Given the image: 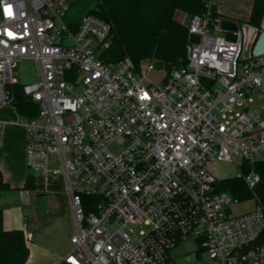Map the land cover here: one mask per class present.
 Listing matches in <instances>:
<instances>
[{
  "label": "built area",
  "instance_id": "obj_1",
  "mask_svg": "<svg viewBox=\"0 0 264 264\" xmlns=\"http://www.w3.org/2000/svg\"><path fill=\"white\" fill-rule=\"evenodd\" d=\"M67 7L0 0V106L13 107L16 86L37 105L23 123L24 165L63 187L73 232L62 261L166 264L193 239L214 264H264L260 178L242 170L264 156V52H252L255 35L247 26L216 35L209 9L187 17L199 41L154 87L147 74L157 61L104 63L110 23L88 14L71 31ZM23 59L36 62L35 82L13 77ZM253 91L260 110L250 106ZM215 162L238 168L255 207L230 215L240 200L218 190Z\"/></svg>",
  "mask_w": 264,
  "mask_h": 264
},
{
  "label": "trees",
  "instance_id": "obj_2",
  "mask_svg": "<svg viewBox=\"0 0 264 264\" xmlns=\"http://www.w3.org/2000/svg\"><path fill=\"white\" fill-rule=\"evenodd\" d=\"M208 9L212 19H217L218 14L211 0H70L64 21L71 31H75L81 19L88 14L110 23V44L101 55L104 63H115L129 57L138 66L140 62L152 59L162 62L165 69L169 70L186 63L188 30L175 20V16L200 15ZM262 19L264 0H253L247 23L259 28ZM227 36L231 37L229 33ZM13 95L12 104L17 115L24 119L36 116L37 105L22 94L19 86L13 88ZM250 169L259 175L254 195L257 203L264 207V157L252 163L244 162L243 172ZM217 187L219 191L229 192L240 201L252 197L241 178L218 180ZM8 189L0 172V192ZM258 243L264 245V233ZM201 252L202 248L199 249ZM28 256L23 231L4 230L3 212L0 209V264H25Z\"/></svg>",
  "mask_w": 264,
  "mask_h": 264
},
{
  "label": "crops",
  "instance_id": "obj_3",
  "mask_svg": "<svg viewBox=\"0 0 264 264\" xmlns=\"http://www.w3.org/2000/svg\"><path fill=\"white\" fill-rule=\"evenodd\" d=\"M221 3L222 0H211L218 14L217 19L223 16L230 21L243 22L242 26H247L255 35V44L259 35L264 33V19L259 28L247 23L253 0H236L235 8L231 10L223 7ZM252 98L253 102L250 106L260 110L256 91L252 92ZM10 114L11 110L8 107L0 106V172L9 186L8 190L0 192L3 229L23 231L29 250L25 264H65L62 259L70 248L71 232V214L66 196L64 194L60 196L63 206L60 210L42 212L29 209L30 215H28L29 211L26 212V208L10 207L6 201L9 198V190L27 186L32 182L31 175L24 167L25 129L23 124L22 128H14L9 121ZM66 208L68 213L64 212Z\"/></svg>",
  "mask_w": 264,
  "mask_h": 264
},
{
  "label": "rangeland",
  "instance_id": "obj_4",
  "mask_svg": "<svg viewBox=\"0 0 264 264\" xmlns=\"http://www.w3.org/2000/svg\"><path fill=\"white\" fill-rule=\"evenodd\" d=\"M70 1V0H69ZM68 1V3H69ZM236 0H222V6L226 9H234ZM227 19L223 16L219 20ZM175 20L180 24H184L187 21V17L180 14L175 16ZM235 23L240 28L243 22L235 21ZM216 35L224 36V32L214 31ZM245 48V46H244ZM247 52L245 49L242 50L241 57H245ZM37 70V64L34 60L23 59L16 62L12 67V75L19 83H32L37 80L35 75ZM168 70L163 68L156 71H150L147 74V80L150 81L151 86L160 87L162 86L164 78L167 76ZM258 107L261 109V101L257 99ZM11 110L9 116V121L14 128H22V124L25 119L15 113L12 106H6ZM262 155L256 157V160L261 159ZM240 162V159H237ZM25 167V165H24ZM26 169V167H25ZM32 177V182L27 186L16 187L9 190L8 204L10 207H24L28 213L29 209L36 211H52L53 209L60 210L63 208L60 196L64 194L62 185L59 182V177H53L52 179H43L39 175L35 174L26 169ZM211 171L214 173L215 177L219 180L235 177L239 174V170L233 164L226 162H215ZM11 192V193H10ZM255 207V201L253 199H247L240 201L237 205H234L230 209V215H239L247 212ZM68 213V210L64 211ZM30 215V211L28 213ZM114 227H110L113 229ZM142 230L147 231L149 228L142 226ZM71 233L73 232L72 222H71ZM140 230V228H137ZM70 242V241H69ZM199 243L196 240L188 239L184 242L179 243L170 253V260L167 264H214L207 254L204 252L199 253Z\"/></svg>",
  "mask_w": 264,
  "mask_h": 264
},
{
  "label": "water",
  "instance_id": "obj_5",
  "mask_svg": "<svg viewBox=\"0 0 264 264\" xmlns=\"http://www.w3.org/2000/svg\"><path fill=\"white\" fill-rule=\"evenodd\" d=\"M238 29L237 24L234 21H230L228 19L219 20V30L224 32L225 34L236 32ZM199 37L198 35L190 34L188 36L189 43H198ZM252 52L254 54L264 52V33H261L253 46ZM154 68L159 70L162 68V62L157 61L154 62Z\"/></svg>",
  "mask_w": 264,
  "mask_h": 264
}]
</instances>
